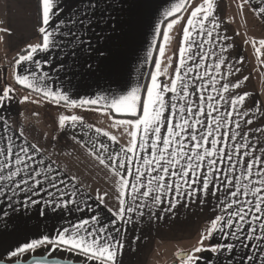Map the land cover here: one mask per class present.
<instances>
[{"label": "crops", "instance_id": "0c3cea01", "mask_svg": "<svg viewBox=\"0 0 264 264\" xmlns=\"http://www.w3.org/2000/svg\"><path fill=\"white\" fill-rule=\"evenodd\" d=\"M177 2L178 0H98L99 7L89 17L93 21L92 24L86 30H83L82 26L76 27L77 31H81V38L85 43L75 47L74 55L70 46H66L63 52L57 50L51 54H38V59L49 55L52 58L50 65L43 64L42 69H36L37 72L49 73L47 87L45 88L44 83H41L40 87L44 90H63L71 99L76 100L96 99L101 95L111 97L126 94L137 85H149L150 77L157 73L156 65L159 64L158 81L161 84L170 85L179 71L183 79L189 83V93L192 92L193 87L197 89V94L190 96L194 110L198 103V95L212 96L215 98L212 103H216L219 97L214 88L220 90V94L225 98L217 105L221 112L225 110L223 105L230 101L232 95L247 93L244 106L237 111L247 112L248 115L241 118L233 113L230 118L239 120L241 128L237 129L233 125L222 129L229 134L226 137L228 142L225 151L231 150L235 144L243 143L240 136L232 138L235 132L246 134L249 142L259 149L264 145V134L253 133L250 129L256 127L264 129V48H261L263 52L259 55L255 51L257 46L249 45L248 48L233 20H244L247 31L246 20L250 21L252 26H255L257 35L264 39V16L256 10L260 0H248L247 3L244 0H214L219 27L213 29L211 24H205V29L213 32L211 38L203 34L197 35L198 29L193 31L191 39L200 45L199 50L195 46L189 48L184 41L182 28L186 26L190 12L202 0H190L188 10L178 14L181 19L169 31L166 23L175 17H165L164 13ZM62 3L66 11L77 5L81 8L85 6V0H62ZM241 4H243L242 8ZM109 15L112 19H108ZM129 15H134L137 21L132 31H128L124 24ZM113 24H117L118 30L115 32L112 31ZM157 25L161 29L160 35L154 34ZM38 27L37 0H0V28L8 29L6 33L0 32V88L11 85L15 90L40 99L60 115L81 116L82 125L78 122L75 128H61L58 118L54 121L42 122L39 119H29L27 116L21 117L10 111L15 102L13 98L5 102L0 108V113L8 118L16 132L23 130V138L13 137L18 144L27 140L43 149L41 154L36 155V161L43 159L45 167L51 165L50 176L68 182L69 191L73 188V183L69 182L70 178H76L75 184L80 189L77 199L87 200L96 210V214L101 217L102 223L109 226L111 215L103 205L98 204L96 197L107 193V196H104L105 204L115 208L118 203L116 200L118 178L108 167L100 163L97 156L107 160V156L114 149L118 150L119 146L127 147L130 137L123 126H117L115 123L117 119L127 117L114 114L108 108L102 107L103 101L98 105L66 108L63 101L57 105L51 98H45L41 92L16 82L17 72L27 74L26 70L34 67L31 63L18 67L15 59L28 44L40 41ZM120 29L124 30L120 31ZM165 33L169 36L167 42L163 38ZM223 37L228 39L224 40ZM88 41L91 42V46ZM112 45L116 46L118 53L116 56L106 58L99 55L98 50H106ZM221 46L227 51H221ZM181 47L187 49L183 67L179 63ZM161 48L164 50L163 55L160 54ZM193 53L197 54L193 57ZM201 55L205 59L201 60ZM221 60L223 63L220 67H216ZM88 64H92L95 70H88ZM188 68L193 70L188 72ZM257 71L260 76H257ZM209 76L215 78L214 84L209 80ZM236 82L240 84L239 89L231 87V84ZM177 83L179 91L180 84ZM225 83L229 84V93L222 91L221 86ZM172 95L175 94H166L165 99H170ZM172 103H177L179 108L184 104V100L172 101ZM254 105L261 106L262 110L256 112ZM204 108L206 112L209 111L207 102L204 103ZM212 115L219 113L213 112ZM246 119H252L253 124H245ZM176 122H179L178 118ZM96 129L100 132L97 133ZM105 132L108 133L107 137L103 135ZM217 135L219 136V133ZM112 136L116 137L115 142L110 140ZM93 144L96 146L93 147ZM100 144L106 145L107 151L102 150ZM241 159L247 160L246 157ZM220 167L223 168L224 165ZM239 172L240 168L237 166L236 174L239 175ZM15 179L19 180V177ZM40 179L44 189L38 190L36 195L21 192L19 189L16 190L15 195L7 190L4 195H0V262L8 259V254L23 243L40 238L42 235L54 237L62 226L71 227L73 223H79L81 219H87L92 214L89 211H77L75 207L69 211L47 204L46 201L52 199L48 192L55 193L56 189L51 188L43 176ZM131 179L129 177L130 182ZM215 183L219 184V180H215ZM0 187L3 185L0 184ZM22 187L26 186L22 185ZM60 187L64 190L63 185ZM213 191L210 186L207 196L197 192L191 198H186L182 193L179 197L180 203L167 211L166 209L170 208L169 201L173 197L165 196L159 206L149 205L145 208L143 217L138 213L130 214L132 222L123 226L122 233L113 231V235L117 239H122L124 243V249L117 257V264H179V254L191 250L205 234L211 219L221 212L222 206L219 205L216 196H223V189L221 188L216 196L212 195ZM29 195H32V199L38 203L33 204L29 201L27 199ZM122 223L118 221L116 227H121ZM109 229L111 231L110 226ZM210 243H234L237 246L233 251H224L222 254L198 253L197 255L205 257L202 264H249L242 258L246 257L251 249H241L239 242L224 239L223 234L218 232L211 241H205L204 246L207 247ZM42 252L41 249L37 253L23 254L20 260L29 259ZM60 255L61 259L84 263L82 257L72 253ZM92 264L96 262L93 261Z\"/></svg>", "mask_w": 264, "mask_h": 264}, {"label": "snow or ice", "instance_id": "6c2138e0", "mask_svg": "<svg viewBox=\"0 0 264 264\" xmlns=\"http://www.w3.org/2000/svg\"><path fill=\"white\" fill-rule=\"evenodd\" d=\"M245 3L248 0H244ZM190 0H178V2L164 13L165 17H175L166 23L170 31L179 22L181 17L178 15L182 11H187ZM264 0L256 6V10L264 16ZM99 7L98 0H85V6L79 5L65 10L62 0H37L38 33L40 41L35 44H28L16 59V65H27L31 63L34 67L26 70L27 74L17 72L15 80L19 85L41 92L45 98H51L52 102L60 105L64 102L66 108H77L84 105H98L103 101L102 107H106L114 114H121L127 118L117 119V126H123L130 137L127 147L119 146L107 156V160L97 158L101 164L110 169L112 174L117 177L115 208L108 207L104 202V196L97 195L96 201L103 205L110 213L111 219L109 226L102 223L101 217L96 214V210L88 204L87 200H78L77 196L80 189L75 184V177H71L69 182L73 183L71 191L63 179L49 175V164L45 167L43 159L36 161V155L41 154L43 149L36 144L24 140L18 144L13 137L23 138V130L16 132L8 121V118L0 113V195H4L6 190L15 195L17 189L21 192L38 194V190H43L44 185L40 179L43 176L51 188L56 189L55 193L48 192L52 197L47 204L61 210L72 211L73 207L77 211H89L92 214L87 219H81L79 223H73L71 227L62 226L56 231V235H42L40 238L32 239L23 243L8 254V259L2 264H21L20 257L27 253H37L43 250L42 254L34 255L31 264H59L61 253H72L77 257H82L84 264H117V257L124 249L122 239H117L113 235L122 233L123 226L132 222V213L144 216V209L149 205L159 206L163 203L165 196L171 195L169 201L171 210L176 204L180 203L179 197L183 193L186 198H191L194 193L208 195L209 187L214 191L212 195L223 189V196H216L221 207L220 214L211 219L210 225L206 228L205 234L197 241V244L187 252L179 254V264H202L205 257L197 255L201 252L223 253L233 251L237 246L234 243L220 244L210 243L204 246L205 241H211L216 233H222L224 239H231L239 242L241 249H251V252L244 258L249 264H264V145L256 149L249 142L246 134L235 132L232 138L240 136L243 143L235 144L229 151H225L227 146L226 137L229 134L222 129L230 128L233 125L240 129L239 120H231L233 113L243 118L247 112H239L238 108L243 107L248 97L247 93L232 95L230 101L226 102L221 112L217 105L220 100L225 98L220 94V90L213 89L219 97L216 103L212 96L204 97L198 95V103L195 110L191 106L190 96L197 94V89L192 88L189 93V83L186 82L178 71L175 79L170 85L161 84L158 81L159 64L156 65L157 73L151 75L150 84L133 87L126 94L98 96L96 99H71L70 96L61 91L44 90L40 87L49 78L48 72H37L42 69L43 64H51V56L38 59L39 53L51 54L54 51H64L66 46L73 49L84 44L81 38V31H77V26H82L86 30L92 24L89 17ZM243 4H241V8ZM216 4L214 0H202L190 12L186 21V26L182 28L184 41L189 48L195 46L199 50L200 45L192 40L193 31L197 35H206L211 38L213 32L205 29V24H211L213 29L219 27L215 16ZM63 14V15H62ZM103 18V17H102ZM108 19H112L109 15ZM134 15H129L124 24L128 31H132L136 26ZM192 29V31H190ZM117 24L112 25V31H117ZM124 29H120L123 31ZM8 29L0 28V32H7ZM155 35L161 34L159 25L155 28ZM165 42L169 36L163 34ZM219 39V34H217ZM227 40L228 37H223ZM255 46L257 41L252 40ZM91 46V42H87ZM260 47L255 51L259 55L261 48H264V39L259 41ZM100 56L111 58L116 56V46L112 45L106 50H98ZM187 49H179L181 67L185 64V53ZM221 51H227L221 46ZM163 48L160 54L163 55ZM197 53H193V57ZM201 60L205 59L201 55ZM198 63V62H197ZM223 60L216 67H220ZM61 64V68H63ZM88 70L94 71L92 64L87 65ZM193 69L188 68L191 72ZM239 71V69H237ZM187 73H185L186 75ZM231 74V73H229ZM209 80L214 84L215 78L209 76ZM180 84L178 91V83ZM224 93H229V84L222 86ZM233 89H239L238 82L232 83ZM15 89L9 85L0 88V108L5 102L11 101ZM173 93L170 99L165 96ZM29 97L25 96L24 101ZM184 100L177 108V103L172 101ZM207 102L209 111H205L204 103ZM256 112H260L261 106L254 105ZM213 112L219 115H212ZM203 117V119H201ZM177 118L179 122L177 121ZM83 118L78 115H61L58 124L61 128H75L78 122L82 125ZM205 121H208L205 123ZM247 125H252V119L244 120ZM199 126V127H197ZM253 133L264 134V129L259 127L250 129ZM99 133L100 130L96 129ZM219 133V136L217 135ZM104 136H108L105 132ZM211 138V139H209ZM115 142L116 137H110ZM96 145L93 144V147ZM100 148L107 151V146L100 144ZM257 152L259 154H257ZM246 157L247 160L241 159ZM235 158V163L233 160ZM227 162V163H225ZM220 165H224L223 168ZM134 166V171H133ZM237 166L240 168L239 175L236 174ZM123 170V171H122ZM23 173V175H21ZM223 176V179L220 177ZM19 177V180L15 178ZM131 177V182L129 180ZM215 178V179H213ZM219 180V184L215 183ZM14 185V187H10ZM26 186V187H22ZM61 185L64 190H61ZM187 188V191H185ZM29 195L27 199L33 204L38 203ZM11 199V197H9ZM151 218V214H150ZM123 222L121 227H116L117 222ZM251 242V243H249ZM15 258V259H13ZM23 264H28L25 259Z\"/></svg>", "mask_w": 264, "mask_h": 264}, {"label": "rangeland", "instance_id": "374dc122", "mask_svg": "<svg viewBox=\"0 0 264 264\" xmlns=\"http://www.w3.org/2000/svg\"><path fill=\"white\" fill-rule=\"evenodd\" d=\"M234 23L237 25L238 30L241 33V36L243 38L244 43L247 45V47L250 45L252 46V40L257 41L255 46L257 48L260 47L259 41L262 40L261 36L257 35V32H255V26H252V23L250 21H247V29L245 26L244 20H233ZM252 26V27H251ZM248 32V33H247ZM249 48V47H248ZM261 52H263V49H261ZM260 69V68H259ZM257 76H260L259 71H257ZM13 100L15 101L14 104H12L10 111H14V114H18L19 116H23L33 119V120H41L42 122H48V121H54L57 118L61 116L58 112H54L52 107L49 105H45L40 99L35 98L34 96L24 94L18 90H15L14 93H12ZM27 96L29 99L27 101H24L23 98ZM70 112V111H69Z\"/></svg>", "mask_w": 264, "mask_h": 264}, {"label": "water", "instance_id": "95a60500", "mask_svg": "<svg viewBox=\"0 0 264 264\" xmlns=\"http://www.w3.org/2000/svg\"><path fill=\"white\" fill-rule=\"evenodd\" d=\"M30 258L28 259V264H31V259ZM2 262H0V264H2ZM20 262H21V264H23L24 260H20ZM59 264H84V263H82V262H75V261H72V260L60 259Z\"/></svg>", "mask_w": 264, "mask_h": 264}, {"label": "trees", "instance_id": "16d2710c", "mask_svg": "<svg viewBox=\"0 0 264 264\" xmlns=\"http://www.w3.org/2000/svg\"><path fill=\"white\" fill-rule=\"evenodd\" d=\"M21 54H22V52H21ZM16 59H17V58H16ZM16 59H15V60H16Z\"/></svg>", "mask_w": 264, "mask_h": 264}]
</instances>
